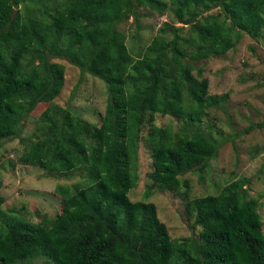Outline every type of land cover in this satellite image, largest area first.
Instances as JSON below:
<instances>
[{"label":"trees","instance_id":"trees-1","mask_svg":"<svg viewBox=\"0 0 264 264\" xmlns=\"http://www.w3.org/2000/svg\"><path fill=\"white\" fill-rule=\"evenodd\" d=\"M27 2L0 0V136L21 138L31 112L46 103L32 133L22 137L27 147L19 161L61 175L82 170L85 178L57 184L61 210L37 222L7 214L0 196V264H28L37 256L50 264H264L261 217L243 188L249 178L187 198L190 181L180 177L204 178L221 143L203 120L227 98L209 94L208 78L193 74L185 58L226 53L235 30L264 41V0H78L64 12L43 8L42 0ZM137 7L169 10L182 24L164 22L150 56L134 57L118 28L129 16L138 19ZM57 58L104 82L99 123L52 102L65 80ZM154 112L180 119L177 130L149 121L143 134ZM263 126L250 123L235 136ZM141 141L150 151L148 187L184 188L191 235L171 238L153 202L128 196L139 178Z\"/></svg>","mask_w":264,"mask_h":264},{"label":"rangeland","instance_id":"rangeland-1","mask_svg":"<svg viewBox=\"0 0 264 264\" xmlns=\"http://www.w3.org/2000/svg\"><path fill=\"white\" fill-rule=\"evenodd\" d=\"M77 1L42 0V7L64 12ZM27 4H32L31 0ZM19 7L23 10V3ZM209 12L215 13L216 9ZM136 13L137 20L129 16L118 25L125 36V44L134 57L151 55L152 49H149L152 40L158 37V28L164 22L182 25L169 10L158 13L153 9L137 7ZM186 29L187 27L184 28L183 35H188ZM171 36L167 32L165 37ZM231 39L234 46L224 54L198 60L185 58L193 66V74L200 70V76L208 78L209 94L225 93L227 98L218 106L211 107L203 120L204 128L209 126L211 129L208 132L221 143L218 154L209 161L202 173L204 178H200L198 172L180 177H187L190 181L187 198L215 192L216 183L221 188L239 176L249 178L243 186L246 191L245 198L255 202L261 217L260 229L264 234V126L235 136V133L243 131L250 123L264 121V41L254 40L240 30H235ZM188 50L194 51L195 46H189ZM55 60L64 65L65 80L62 90L52 102L62 107L68 105L72 112L84 120L99 123L107 102L104 82L91 74H81L76 66L65 59ZM45 106L46 103H40L31 112L24 123L21 138L0 136V196L4 198L1 209L7 214L19 212L33 222L42 220L43 214L52 218L61 210V198L55 192L57 184L72 185L85 178L82 170L61 175L19 161L27 147V141H22V137L32 133L35 121ZM147 121L143 134L149 128V121L161 126L170 125L174 131L181 123L176 117L158 112H154L153 119L147 118ZM31 139H36V135ZM145 144L144 141L139 143V178L128 196L133 201L146 198L153 202L157 207L158 217L167 225L171 238L187 237L193 233L190 228L193 219L184 211V188L161 190L148 187L151 180L147 173L152 170V165L150 151ZM198 230L199 228L194 230L195 234ZM28 264H50V260L45 256H37Z\"/></svg>","mask_w":264,"mask_h":264}]
</instances>
